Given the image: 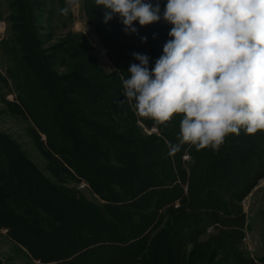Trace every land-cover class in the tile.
Masks as SVG:
<instances>
[{
	"label": "trees",
	"instance_id": "1",
	"mask_svg": "<svg viewBox=\"0 0 264 264\" xmlns=\"http://www.w3.org/2000/svg\"><path fill=\"white\" fill-rule=\"evenodd\" d=\"M143 2L158 3L161 19L145 26L133 22L137 34H126L120 19L105 24L102 5L95 4L94 12L88 14L97 23L96 32L116 73L106 74L89 53L94 67L77 64L86 71L83 75L73 70L59 76L53 74L48 56L39 54L33 12L22 3L24 27L23 39L19 40L23 63L10 78L23 89L25 96L20 100L29 117L43 114L50 128L52 136L46 135L34 119L38 130L46 135L43 142L36 133L38 149L48 161L55 182L16 142L0 135V228H5L34 260L62 264H128L129 260H139L157 230L162 209L168 206L165 212L176 214L174 202L188 208L190 218L186 219L195 232L211 226L233 230L237 239L243 235L240 228L244 216L237 219L224 197L243 195L264 171V136L246 137L244 133L245 143L244 138L240 142V133L230 134L219 149L184 144L179 152L169 155L168 145L179 142L183 115L174 114L168 122L157 124L140 117L135 100L123 95L129 65L139 64L132 53L150 57L151 71L163 55L164 45L173 39L168 35L173 25L163 19L167 0ZM160 38L166 39L164 44ZM66 50L74 56L84 55L74 42ZM23 65L37 74L39 82V100L30 103L27 89L33 79L23 73ZM138 123L155 132L144 135ZM115 124L123 126L113 129ZM131 126L139 131L131 130ZM184 154L190 158L189 172L183 167ZM214 163L218 166L213 167ZM80 181L99 203L65 186ZM181 184H186V190ZM231 247L236 252L232 264H264V256L255 262L233 243Z\"/></svg>",
	"mask_w": 264,
	"mask_h": 264
},
{
	"label": "clouds",
	"instance_id": "2",
	"mask_svg": "<svg viewBox=\"0 0 264 264\" xmlns=\"http://www.w3.org/2000/svg\"><path fill=\"white\" fill-rule=\"evenodd\" d=\"M96 4L103 6V22L118 16L126 34L138 33L135 21L145 26L161 19L158 3ZM163 19L173 25V39L151 71L150 57L132 53L139 64L129 65L123 95L157 124L183 115L169 155L184 144L219 149L241 128L249 135L264 131V0H167Z\"/></svg>",
	"mask_w": 264,
	"mask_h": 264
},
{
	"label": "rangeland",
	"instance_id": "3",
	"mask_svg": "<svg viewBox=\"0 0 264 264\" xmlns=\"http://www.w3.org/2000/svg\"><path fill=\"white\" fill-rule=\"evenodd\" d=\"M22 3H27L29 11L33 12L37 49L42 56H48L53 74L59 76L76 70L83 75L86 71L76 66L78 64L85 68L94 67L93 63H90L89 53L93 55L97 65L106 74L116 73L117 70L108 56L106 46L98 37L95 29L97 23L88 15L94 12L96 0H0V135L16 142L38 169L55 182L53 174L48 170V161L38 149L40 144L36 136V133L39 134L40 140L44 142L46 135L52 136L50 128L44 123L42 114L34 119L37 120L41 129H45L43 132H46V135L39 131L34 119L29 117L25 106L21 104L20 99L25 96L23 89H18L10 78L16 73L18 66L23 63L21 60L23 44L22 40H19L23 39L21 27H24L20 17ZM63 8H67L68 11L62 13L60 10ZM118 19L120 18L116 16L110 21ZM83 38L87 43L83 42ZM160 39L159 42L164 44L166 39H162L163 41ZM73 42L84 50L83 57L74 56L73 52L66 50L67 47L71 48ZM23 67H25L23 73L28 76L29 80L33 79V82H28V103L32 100L37 101L39 100L37 95L39 82L35 77L37 74L31 72L27 66L23 65ZM17 106L20 108L19 111L15 108ZM99 119L103 120V118ZM115 125L113 129L123 126L122 124ZM138 126L144 135L155 132L154 128L145 127L140 123ZM134 128L131 126V130ZM133 131L138 132L139 130L134 129ZM239 133L240 142L244 138L246 143V137L249 135L244 137L246 131L243 128ZM253 136L263 137L264 131H257ZM184 155L182 162L186 169L190 158L188 156L185 159ZM241 158L240 161H242ZM217 166L213 164V167ZM258 176L255 183L243 195L238 198L224 197L230 208L237 213V219L244 216V224L240 228L243 235L240 239L235 237L233 230L229 232L219 227L210 226L202 232L193 231L190 228V220L186 219L190 218L188 208L174 202L173 207L177 210L176 214H167L165 210L168 206L162 209L164 210L163 216L157 223V230L151 234L152 239L146 254L139 260H129L128 264H232L231 259L236 255L234 248L231 247L232 243L249 259L256 262L262 258L264 256V171ZM178 179L180 180V177ZM178 179L177 182H179ZM82 182L84 181L68 182L65 186L72 188L90 201L99 203L98 198L85 182L86 186H81ZM181 187L186 190V184H181ZM6 231L5 228H0V261L2 264H62V262L34 260L21 245L16 244L8 236Z\"/></svg>",
	"mask_w": 264,
	"mask_h": 264
},
{
	"label": "built area",
	"instance_id": "4",
	"mask_svg": "<svg viewBox=\"0 0 264 264\" xmlns=\"http://www.w3.org/2000/svg\"><path fill=\"white\" fill-rule=\"evenodd\" d=\"M102 53H103V54H105V52H104V51H102ZM184 158H185V159H186V158H188V155H187V154H185V155H184ZM81 186H82V187H83V186H86V184H85L84 182H82V183H81Z\"/></svg>",
	"mask_w": 264,
	"mask_h": 264
}]
</instances>
